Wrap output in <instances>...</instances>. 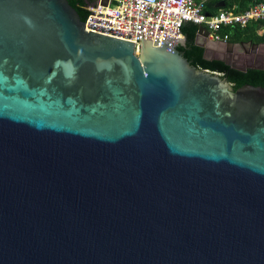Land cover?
I'll use <instances>...</instances> for the list:
<instances>
[{"label":"water","instance_id":"water-1","mask_svg":"<svg viewBox=\"0 0 264 264\" xmlns=\"http://www.w3.org/2000/svg\"><path fill=\"white\" fill-rule=\"evenodd\" d=\"M95 4L0 0V264H264V66L187 21L133 54Z\"/></svg>","mask_w":264,"mask_h":264},{"label":"built area","instance_id":"built-area-1","mask_svg":"<svg viewBox=\"0 0 264 264\" xmlns=\"http://www.w3.org/2000/svg\"><path fill=\"white\" fill-rule=\"evenodd\" d=\"M208 0H107L105 5L96 0L93 14L83 22L85 31L124 39L133 43L137 54L140 40L150 39L175 46L178 25L181 21L192 22L206 31L205 40L213 43L226 42L227 29L249 27L258 37H264V2L252 0L242 10L235 6L219 7L211 13L203 12Z\"/></svg>","mask_w":264,"mask_h":264},{"label":"trees","instance_id":"trees-1","mask_svg":"<svg viewBox=\"0 0 264 264\" xmlns=\"http://www.w3.org/2000/svg\"><path fill=\"white\" fill-rule=\"evenodd\" d=\"M255 1H263L264 0H255ZM250 2H252V0H208L203 8V12L205 13H211L213 12L215 9L219 8L216 7L215 5L218 3H223L224 8H229L232 6L236 7V10H242L243 8H245ZM192 23V22H189ZM194 24V23H192ZM196 25V24H194ZM196 29H197V25L195 26L193 32H192V39H191V47H195V48H199L201 49L200 55H199V60L205 61V62H210V61H216V62H221V65L228 67L229 69L236 71L238 73L244 74V71L232 68L226 64H224L222 61L217 60V59H205L202 55H203V48L196 46L194 44V37L196 34ZM228 32V42H238V41H249L252 43H256V42H264V37H258L256 35H254L251 31V29L249 27L244 28V29H239L236 27H231L227 29ZM248 70L251 71H264V69H255V68H246Z\"/></svg>","mask_w":264,"mask_h":264},{"label":"flooded vegetation","instance_id":"flooded-vegetation-1","mask_svg":"<svg viewBox=\"0 0 264 264\" xmlns=\"http://www.w3.org/2000/svg\"><path fill=\"white\" fill-rule=\"evenodd\" d=\"M226 42H219L211 44L220 49L211 52L206 51L205 55L207 58H222L233 60L239 65H263L264 66V42L252 43L249 41H238L234 42L236 45L233 46L230 51L227 50ZM252 44H255L254 46Z\"/></svg>","mask_w":264,"mask_h":264},{"label":"rangeland","instance_id":"rangeland-1","mask_svg":"<svg viewBox=\"0 0 264 264\" xmlns=\"http://www.w3.org/2000/svg\"><path fill=\"white\" fill-rule=\"evenodd\" d=\"M218 49H220V48L208 44V45H207V48H206V51L211 52V51H214V50L216 51V50H218Z\"/></svg>","mask_w":264,"mask_h":264}]
</instances>
